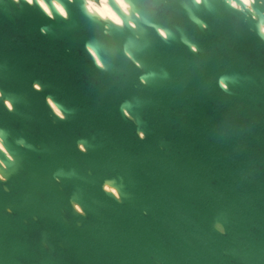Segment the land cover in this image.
<instances>
[{
    "label": "water",
    "instance_id": "95a60500",
    "mask_svg": "<svg viewBox=\"0 0 264 264\" xmlns=\"http://www.w3.org/2000/svg\"><path fill=\"white\" fill-rule=\"evenodd\" d=\"M44 3L0 0V264H264V0Z\"/></svg>",
    "mask_w": 264,
    "mask_h": 264
},
{
    "label": "clouds",
    "instance_id": "9594fccd",
    "mask_svg": "<svg viewBox=\"0 0 264 264\" xmlns=\"http://www.w3.org/2000/svg\"><path fill=\"white\" fill-rule=\"evenodd\" d=\"M27 2L31 4L33 0H27ZM197 2H199V0H197ZM245 2H249V0H245ZM39 3L47 12L48 8L47 5L44 3V0H39ZM83 4L85 10L89 14L98 15L102 20H110L116 25H122L123 20L121 19L120 15H118L117 11H115V8L119 7L125 13H127L131 7L130 0H83ZM56 6L60 10L61 14L66 17L67 12L65 11V9L59 3H57ZM49 15H51L50 12ZM193 50L195 51V49ZM140 138H144V133H140ZM0 147H2V144H0ZM6 179L7 178L5 176L0 174V181ZM103 190L107 193H111L118 200L121 198L119 190L111 184L105 183L103 185ZM73 207L75 211L80 215L85 214L84 208H82L80 204H74Z\"/></svg>",
    "mask_w": 264,
    "mask_h": 264
},
{
    "label": "bare ground",
    "instance_id": "6f19581e",
    "mask_svg": "<svg viewBox=\"0 0 264 264\" xmlns=\"http://www.w3.org/2000/svg\"><path fill=\"white\" fill-rule=\"evenodd\" d=\"M39 1V0H38ZM247 6H249L250 5V3L253 1V0H249V2H245V0H242ZM41 5V4H40ZM57 5V3H55V6ZM43 8V7H42ZM48 8V7H47ZM56 8H57V6H56ZM44 9V8H43ZM58 9V8H57ZM58 11L60 12V10L58 9ZM49 9H48V11H47V13L49 14ZM61 13V12H60ZM128 13V12H127ZM64 16V15H63ZM262 30H263V32H264V25H263V27H262ZM161 34L163 35V36H165V34L163 33V32H161ZM37 89H38V87H36ZM7 104V106H8V108H11V105L7 102L6 103ZM50 104H51V106H52V108L54 109V111L59 115V116H61L62 117V115H61V113H60V111L50 102ZM0 144H1V142H0ZM0 149H2V150H4V148L3 147H0Z\"/></svg>",
    "mask_w": 264,
    "mask_h": 264
}]
</instances>
